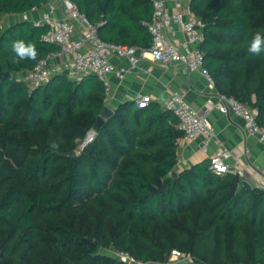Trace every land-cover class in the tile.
<instances>
[{
  "label": "trees",
  "instance_id": "1",
  "mask_svg": "<svg viewBox=\"0 0 264 264\" xmlns=\"http://www.w3.org/2000/svg\"><path fill=\"white\" fill-rule=\"evenodd\" d=\"M48 1L0 0V16L19 17L0 24V264H127L100 251L111 247L148 262L178 249L203 264H264V190L209 161L178 170L183 133L157 102L121 103L76 153L106 105L103 82L20 78L60 48L42 38L50 24L23 18ZM72 1L104 40L151 46V0ZM190 9L205 24L200 48L216 89L256 109L264 127V52H248L264 34V0H191ZM15 40L34 43L36 60L15 63Z\"/></svg>",
  "mask_w": 264,
  "mask_h": 264
},
{
  "label": "built area",
  "instance_id": "2",
  "mask_svg": "<svg viewBox=\"0 0 264 264\" xmlns=\"http://www.w3.org/2000/svg\"><path fill=\"white\" fill-rule=\"evenodd\" d=\"M183 1L186 3L187 12L190 13L171 11L167 0H151L153 14L147 26L152 35V44L148 48H142L104 40L98 31L99 23H93L74 1L49 0L41 18L32 20L36 25L50 24L49 30L43 33L42 38L57 43L60 48L51 51L46 58L39 59L34 67L23 72L20 78L32 87H37L58 74H66L74 80H79L86 74H94L103 82L107 100L111 90L110 75L115 72L123 77L128 71L124 66L116 67L113 56L126 59L131 68L138 67L143 57H148L161 64L181 63L192 72L200 71L208 85L216 89L214 77L204 65V53L200 48L205 24L191 11V0H177L178 5ZM57 2H60L61 6H58ZM37 9L34 7L32 10ZM23 18H29V13L24 14ZM177 26L184 34L182 42L178 39ZM135 101L137 107L144 108L150 104L152 97L148 93H142ZM211 105L223 113L232 111L241 117L247 132L257 135L264 143V127L257 121L256 109L233 96L217 90V98L210 99L203 110H197L189 103L187 91L184 89L173 90L163 101L164 108L178 118V128L182 131L184 139L201 137L200 147L204 152L208 151L210 143L215 141L217 147L209 155V163L217 175L235 172L242 177L243 170L234 171L229 163L232 151L223 145L211 122ZM97 132L94 126L88 129L84 136L78 139L76 153L85 150L95 140ZM261 188L264 190V180ZM106 251H110L111 256L127 264H175L184 260H188L190 264H203L178 249H173L168 261L163 263L137 259L131 253L114 247L105 248L104 252Z\"/></svg>",
  "mask_w": 264,
  "mask_h": 264
},
{
  "label": "crops",
  "instance_id": "3",
  "mask_svg": "<svg viewBox=\"0 0 264 264\" xmlns=\"http://www.w3.org/2000/svg\"><path fill=\"white\" fill-rule=\"evenodd\" d=\"M57 4L61 6L60 2ZM167 4L171 11L187 12L184 1L178 5L177 0H167ZM42 12L43 10L40 9L32 10L29 12V18L40 19ZM59 15H62L61 10H59ZM177 28L178 39L182 42L184 34L179 26ZM112 60L116 67L124 66L128 70L123 77L116 75L115 72L110 75L111 90L106 104L114 109L128 101L136 104V97L142 93L150 94L151 103L157 102L164 108V99L176 89L186 90L189 103L197 110H203L210 99L217 98V89L208 85L202 72H192L181 63L174 62L166 65L143 57L138 67L131 68L126 59L113 56ZM209 116L221 142L232 151V156L228 161L233 170H243L242 179L248 180L252 187L261 188L264 180V143L257 135H250L242 118L232 111L223 113L211 105ZM201 141V137L191 140L181 138L178 147V170L197 162L209 161V155L216 149L217 144L212 141L208 151L204 152L200 147Z\"/></svg>",
  "mask_w": 264,
  "mask_h": 264
},
{
  "label": "clouds",
  "instance_id": "4",
  "mask_svg": "<svg viewBox=\"0 0 264 264\" xmlns=\"http://www.w3.org/2000/svg\"><path fill=\"white\" fill-rule=\"evenodd\" d=\"M12 51L15 53V63L23 60L35 61L38 56V50L34 43H25L23 40H15L12 42ZM248 52L252 55H260L264 52V34L260 31L255 32L252 41L249 44Z\"/></svg>",
  "mask_w": 264,
  "mask_h": 264
},
{
  "label": "water",
  "instance_id": "5",
  "mask_svg": "<svg viewBox=\"0 0 264 264\" xmlns=\"http://www.w3.org/2000/svg\"><path fill=\"white\" fill-rule=\"evenodd\" d=\"M6 76L10 77L11 76V72H7L5 74ZM115 112V109L110 107L108 104L105 105L104 107V110L102 111V113L100 114V116L98 117L97 119V122L96 124L94 125L95 129H100V127L102 126V124L107 120L109 119ZM178 172L176 170L173 171V175H177ZM163 182V179L160 178L158 179L157 183L156 184H151L149 186L151 192H154L158 189L159 185H161ZM241 184L247 188H252V184L246 180V179H242L241 181ZM0 262H1V259H0ZM175 264H190V262L188 260H184V261H180V262H177Z\"/></svg>",
  "mask_w": 264,
  "mask_h": 264
},
{
  "label": "rangeland",
  "instance_id": "6",
  "mask_svg": "<svg viewBox=\"0 0 264 264\" xmlns=\"http://www.w3.org/2000/svg\"><path fill=\"white\" fill-rule=\"evenodd\" d=\"M18 19H19V17H17V16L2 15V16H0V24L2 26H6V25L10 24L11 22H13L15 20H18ZM100 251L101 252L103 251V253H107V254L109 253V254H111L110 251L104 252L105 250H103L102 248L100 249Z\"/></svg>",
  "mask_w": 264,
  "mask_h": 264
}]
</instances>
